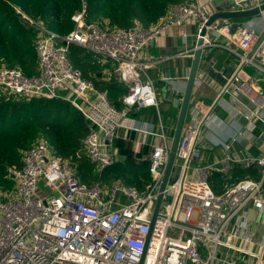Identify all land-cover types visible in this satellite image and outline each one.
Masks as SVG:
<instances>
[{"label": "built area", "instance_id": "built-area-1", "mask_svg": "<svg viewBox=\"0 0 264 264\" xmlns=\"http://www.w3.org/2000/svg\"><path fill=\"white\" fill-rule=\"evenodd\" d=\"M263 2L233 0L234 10ZM17 10L39 32L34 42L38 67L32 75L20 67H0V88L5 94L28 100L63 99L79 109L91 129L82 138L76 158L86 157L99 171L118 162L114 142L120 128L139 130L162 141L153 145L148 159L151 180L142 190L118 180L110 192L99 181L80 180L70 160L54 154L43 138L37 139L22 152L21 166L12 167L15 186L0 187V264H139L143 255V264H264V154L240 157L229 152L232 142L264 127V88L242 75L244 66L264 70V36L251 25L232 27L226 18H217L206 28L204 47L222 46L220 40L226 37L239 49L226 46L239 61L225 77L215 103L189 105L174 163L178 169L179 161V173L166 186L147 244L173 135H168L163 124L156 131L131 123L130 111L150 106L159 109L160 105L155 82L139 54L176 26L186 39L188 20L195 24L198 38L212 14L208 3L177 2L153 25L113 28L107 19L89 21L83 0L72 15L74 28L66 35L47 29L40 16L33 18ZM73 44L114 62L113 72L127 89L121 97L122 107L115 106L104 90L72 66L69 53ZM234 93L252 104L251 114L246 116L236 107L232 112L224 95ZM217 105L232 116L241 114L248 122L220 138L210 132L219 120L214 111ZM203 139L221 146L225 154L213 162L202 161ZM236 163L261 167L263 175L226 183L221 192L215 191L211 174L230 177ZM41 178L49 188L47 194L40 191ZM252 210L258 213L257 220L250 219Z\"/></svg>", "mask_w": 264, "mask_h": 264}, {"label": "trees", "instance_id": "trees-1", "mask_svg": "<svg viewBox=\"0 0 264 264\" xmlns=\"http://www.w3.org/2000/svg\"><path fill=\"white\" fill-rule=\"evenodd\" d=\"M83 0H0V67H20L27 75L37 72V54L34 42L36 30L24 21L18 10L29 16H40L47 29L60 35L68 34L74 28L72 15L82 5ZM88 7V20L107 19L111 27L128 28L135 23L150 26L163 17L168 7L188 0H85ZM84 54H81V51ZM69 59L73 67L80 68L83 75L104 90L113 104L122 107L121 96L126 92L115 74L105 81V70L114 71L112 60H102L75 44L70 46ZM102 76L99 77V73ZM114 73V72H113ZM136 110L129 113L135 114ZM138 110L137 113H141ZM91 126L85 115L63 99H32L7 95L0 88V187L12 189L16 181L11 174L12 167L21 166L22 152L37 139L43 138L54 154L61 155L74 165L80 180L83 168L94 165L86 157L76 158V151L82 147V138ZM149 160L137 161L128 157L123 162L101 170L116 181L135 185L141 190L151 180ZM263 168L236 163L230 177L214 172L210 176L213 189L221 192L225 184L251 177L260 179ZM100 179V178H99ZM83 181V180H82ZM98 181L91 179L88 183Z\"/></svg>", "mask_w": 264, "mask_h": 264}, {"label": "crops", "instance_id": "crops-1", "mask_svg": "<svg viewBox=\"0 0 264 264\" xmlns=\"http://www.w3.org/2000/svg\"><path fill=\"white\" fill-rule=\"evenodd\" d=\"M200 2L208 3L209 11L212 14L234 10L233 0H211L210 2L208 0H200ZM228 22H230V25H233L232 27L242 24L251 25L261 37L264 36V11L248 19L232 18ZM186 30L188 35L186 39H183L181 29L177 26L173 27L169 33L162 34V36L140 52L139 59L147 63L146 72L155 82L160 105L159 109L150 106L143 107L141 113H137L138 111L135 114L128 113L131 123L138 126L153 127L156 131H160L165 126L168 135H173L179 114V108L174 106V98L177 91L182 90L186 84L197 41L195 24L192 21L188 20ZM220 42L222 46L211 44L203 49L199 68L209 72L210 77L208 80H197L195 91L189 104L190 107L193 104L205 107L215 103L220 88L225 82V77H228L237 66L239 61L238 55L230 51L226 46L235 50L239 49L232 45L226 37H222ZM221 73L224 76V79L222 77V83L217 81L221 78L218 77ZM112 74L115 73L105 70L104 80H109L113 76ZM243 74L255 86L264 88L263 69L254 65L244 66L242 68ZM101 76L102 73L99 74V77ZM143 78L146 79L144 73ZM164 78H168V80ZM122 86L126 88V85L122 84ZM232 91L235 90L232 89ZM239 95V93L225 94L224 98L229 102L231 110L236 107L247 116L251 114L252 104L249 101L241 100ZM214 111L218 115L219 120L215 122L216 126L212 127L210 132L220 138L228 137L235 127L239 125L245 126L248 122L246 118H244V122L240 121L236 116H232L233 113L219 105L215 107ZM187 120L188 111L186 123ZM263 129L264 127L261 126L252 135L246 136L241 141L232 142L229 152L236 153L240 157H253L264 154ZM160 141H162L160 137L145 135L139 130L120 128L114 142L118 162H123L128 157L140 162L148 160L153 150V145ZM201 142L203 145L200 149V155L203 157L204 160L202 161L205 163L213 162L225 154V150L221 146L212 145L207 139H203ZM195 164H197V161H195ZM258 218L256 210H252L250 212V219L257 220ZM263 231L264 228H261V233Z\"/></svg>", "mask_w": 264, "mask_h": 264}, {"label": "water", "instance_id": "water-1", "mask_svg": "<svg viewBox=\"0 0 264 264\" xmlns=\"http://www.w3.org/2000/svg\"><path fill=\"white\" fill-rule=\"evenodd\" d=\"M263 11H264V2L259 6H255V7L246 9V10H228V11L211 14L206 24L204 25L200 36L197 38L196 48L194 50L193 60L191 64V69L186 79V84L182 90L177 91L175 98H174V101H175L174 106L179 108V114H178L177 123H176L175 130H174V134L172 136V143H171V148L169 152L168 162L165 166L164 175L162 178V182L160 184L159 193L156 198L155 205H154L152 221L150 224V232L147 235V244H148V240L151 235V231L154 225L155 218L160 208L162 207L164 193H165L164 191L166 189V186L169 184L172 171L174 169V163L176 159L178 143H179V140H180V137H181L184 125H185L188 107L191 102L193 92L195 91L197 80L198 79L208 80L210 77L209 72H207L204 69L199 68L200 60H201L203 49H204V42H205L204 35L206 34V28L217 18H226V19L247 18L248 19V18H251L253 16L260 14ZM218 77H223L224 79L223 73L219 74ZM217 81L222 83L221 78H219V80ZM239 98L243 101H247L242 94L239 95ZM243 117L244 116H242L241 114L236 115V118H238L242 122H244ZM146 249H147V246L145 248V252H146ZM143 262H144V255L142 256V259L140 260L139 264H143Z\"/></svg>", "mask_w": 264, "mask_h": 264}, {"label": "rangeland", "instance_id": "rangeland-1", "mask_svg": "<svg viewBox=\"0 0 264 264\" xmlns=\"http://www.w3.org/2000/svg\"><path fill=\"white\" fill-rule=\"evenodd\" d=\"M81 54H84V51L83 50L81 51ZM221 80L223 81L222 77H221ZM57 91L59 92V94H64L65 93L64 91H59V90H57ZM122 106H123V104H122ZM179 168H180V163L178 161V169H176V168L173 169L172 175H171V178H170V181L169 182H173L177 178V175L179 173ZM77 172L79 173L78 170H77ZM80 173L83 174V178H84V179H82L83 181H85V182L88 183V181L91 180V179H94V180H97L98 179V181L100 182V184L105 189H108L110 192L112 191L113 185H114V183L116 181L112 177L107 176L105 172H103V175L100 176V173L101 172L99 170H97V168H95L93 166L87 167V168H83ZM122 184L123 185H126L123 182H122ZM39 187H40V191L43 194H47L49 192V188L46 186L45 181H44L43 178H41L39 180ZM119 198L121 200H124V202L126 201V199H124L125 197L123 196L122 193L119 194Z\"/></svg>", "mask_w": 264, "mask_h": 264}]
</instances>
